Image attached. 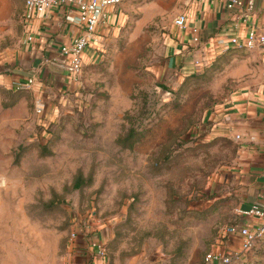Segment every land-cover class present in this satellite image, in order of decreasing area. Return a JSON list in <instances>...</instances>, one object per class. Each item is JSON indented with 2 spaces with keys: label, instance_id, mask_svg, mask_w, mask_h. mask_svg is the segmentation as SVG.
I'll list each match as a JSON object with an SVG mask.
<instances>
[{
  "label": "rangeland",
  "instance_id": "1",
  "mask_svg": "<svg viewBox=\"0 0 264 264\" xmlns=\"http://www.w3.org/2000/svg\"><path fill=\"white\" fill-rule=\"evenodd\" d=\"M20 2L0 0V264H70L78 239L101 264H207L239 219L237 142L209 114L257 66L177 51L188 0H128L76 79L16 89ZM233 264H264V235Z\"/></svg>",
  "mask_w": 264,
  "mask_h": 264
},
{
  "label": "crops",
  "instance_id": "2",
  "mask_svg": "<svg viewBox=\"0 0 264 264\" xmlns=\"http://www.w3.org/2000/svg\"><path fill=\"white\" fill-rule=\"evenodd\" d=\"M188 1V8L183 12L186 15V27L177 32V51L195 54L198 52L200 55L212 57L234 49L238 53L232 56L231 64L234 61L242 62L249 64L253 69L257 66L260 71L252 78L241 79L226 102L214 109L209 118L216 133H223L232 138L235 132H239L244 137L243 141L239 142L232 138L237 142L234 164L238 192L236 207L247 208L252 202L264 204V52L258 48L234 46L229 41L234 35L242 37L250 27L264 30V0H253L254 9L249 17L242 15L243 8L229 9L222 0ZM120 4L108 6V22L98 29L101 39L121 18ZM20 9L19 20L22 21L23 38L20 50L25 60H19H24L25 65L19 66V60L16 59L15 67L30 72L28 75H46L51 82L55 78L62 79L65 83L71 82L59 47L70 42L82 31V26L75 19V11L69 10L67 6H58L52 8L43 18L33 17L28 22L32 38L27 39L26 35L29 33H25L27 26L23 19L24 0L20 2ZM195 34L197 40L193 39ZM95 47L85 48L82 61L95 53ZM38 82L36 80L37 86L41 85V81ZM250 135L255 138L249 140ZM238 221L244 220L239 216ZM78 240L73 245L70 264H101V258H96L89 242ZM233 241L238 242V239Z\"/></svg>",
  "mask_w": 264,
  "mask_h": 264
},
{
  "label": "built area",
  "instance_id": "3",
  "mask_svg": "<svg viewBox=\"0 0 264 264\" xmlns=\"http://www.w3.org/2000/svg\"><path fill=\"white\" fill-rule=\"evenodd\" d=\"M128 0H24L23 19L27 29L25 33L27 39H31L28 30V22L33 18H43L52 8L67 6L69 10L75 11V19L82 26V31L70 42L59 47V53L67 72L74 80L78 77L82 66V54L86 47L97 46L100 41L99 26L108 22V6L120 4ZM229 9L243 8L242 15L249 17L254 9L253 0H222ZM174 24L179 29L186 27V15L178 13L174 18ZM194 31L196 29L194 28ZM197 40V35L193 37ZM229 41L234 46L245 48H258L264 52V30L255 27L247 29L246 33L240 36H231ZM36 83V76H27L23 80H17L13 86L16 89H30ZM37 85V84H36ZM34 109L38 113L44 110V100L39 93L35 96ZM232 138L237 142L243 141L244 137L239 132H235ZM254 135L248 137L253 140ZM236 213L244 220L237 221L226 227V234L229 242L223 247H214L204 255L207 264H233L237 259L242 258L255 242L264 235V204L252 202L247 208H235ZM237 238L238 242L233 239ZM91 248L96 258L104 255L102 243L96 240L91 241Z\"/></svg>",
  "mask_w": 264,
  "mask_h": 264
}]
</instances>
